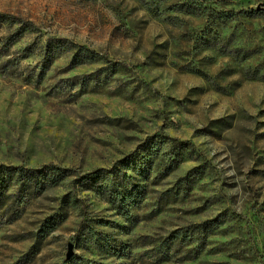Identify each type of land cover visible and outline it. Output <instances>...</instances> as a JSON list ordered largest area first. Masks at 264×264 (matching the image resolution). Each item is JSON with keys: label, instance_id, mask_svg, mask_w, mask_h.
I'll return each instance as SVG.
<instances>
[{"label": "rangeland", "instance_id": "obj_1", "mask_svg": "<svg viewBox=\"0 0 264 264\" xmlns=\"http://www.w3.org/2000/svg\"><path fill=\"white\" fill-rule=\"evenodd\" d=\"M170 1L0 0V264H264V0Z\"/></svg>", "mask_w": 264, "mask_h": 264}, {"label": "trees", "instance_id": "obj_2", "mask_svg": "<svg viewBox=\"0 0 264 264\" xmlns=\"http://www.w3.org/2000/svg\"><path fill=\"white\" fill-rule=\"evenodd\" d=\"M178 2L179 1H175V4L176 3L177 4L172 6L173 2H171L170 0H167L166 4H164V7H162V8H169V7H171V9L176 8V10H178L179 8H183L182 7L183 5L180 6ZM187 4H188L187 7H189V8H191L190 6H193L191 3L189 4V2ZM158 8H160V7H158ZM231 12H232L231 16H228V17H232L233 15H235V13L233 11H231ZM51 168H53V166H51V165L47 167V169H51ZM56 171H58V169H56L55 172ZM59 172H62V170L59 169ZM57 173L58 172L53 173L52 176L50 177L51 178L50 179L51 184L56 185L61 180V178H63L65 176L64 172H62L61 175H59ZM94 175H95V173H92L91 174V176H94ZM37 179H38V175L36 173L35 174L33 173V176L31 177V180L36 181ZM37 184H39V183H37Z\"/></svg>", "mask_w": 264, "mask_h": 264}, {"label": "water", "instance_id": "obj_3", "mask_svg": "<svg viewBox=\"0 0 264 264\" xmlns=\"http://www.w3.org/2000/svg\"><path fill=\"white\" fill-rule=\"evenodd\" d=\"M72 245H69V253H68V256L67 258L70 259L72 257Z\"/></svg>", "mask_w": 264, "mask_h": 264}]
</instances>
